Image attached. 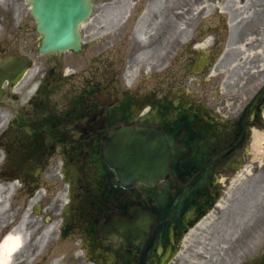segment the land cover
Segmentation results:
<instances>
[{
  "label": "flooded vegetation",
  "instance_id": "flooded-vegetation-1",
  "mask_svg": "<svg viewBox=\"0 0 264 264\" xmlns=\"http://www.w3.org/2000/svg\"><path fill=\"white\" fill-rule=\"evenodd\" d=\"M97 6L102 41L40 55L27 0L0 4V60L31 62L0 83L4 216L27 251L42 248L14 264L55 252L76 264H264V224L226 229L230 186L264 167V0H97L93 16ZM137 26L150 28L145 44ZM124 129L164 136L166 177L128 183L109 167L103 146Z\"/></svg>",
  "mask_w": 264,
  "mask_h": 264
},
{
  "label": "water",
  "instance_id": "water-1",
  "mask_svg": "<svg viewBox=\"0 0 264 264\" xmlns=\"http://www.w3.org/2000/svg\"><path fill=\"white\" fill-rule=\"evenodd\" d=\"M31 16L42 36L39 53L77 52L81 36L79 26L91 13L94 0H28ZM19 57L0 62V80L21 74ZM164 136L155 130H118L103 146L104 159L110 168L128 183L156 182L168 174L170 150Z\"/></svg>",
  "mask_w": 264,
  "mask_h": 264
},
{
  "label": "rangeland",
  "instance_id": "rangeland-1",
  "mask_svg": "<svg viewBox=\"0 0 264 264\" xmlns=\"http://www.w3.org/2000/svg\"><path fill=\"white\" fill-rule=\"evenodd\" d=\"M150 1V0H146ZM99 11H98V9ZM98 11V13H97ZM105 12L103 9L100 8V6L96 7V13L93 16L91 24H96L98 27H95V33L88 38H83V43L86 44L89 41H96L100 42L104 38V34L106 32V28L104 25H106L105 22ZM146 24H149V21L147 20ZM85 27L84 25L82 27L83 31L82 34L84 36L85 34ZM138 27V26H137ZM139 28V27H138ZM135 29L134 38L137 43L145 44L146 36L149 35V29L147 28L145 31L141 30L140 28ZM147 31V32H146ZM160 56V53L158 54V57ZM144 60V58H142ZM261 170V173L254 179L245 177V178H238L237 181L232 184L230 187L232 188V217L229 221V225L226 226V229H231V234L233 235H239L242 232L245 233L248 222L252 218L253 220H259V222L264 224V167ZM9 197L6 191L0 190V240L2 239L3 235L9 230L10 223L9 219L4 216L7 210V201ZM264 233V232H263ZM49 239V238H46ZM41 242V241H39ZM39 242H36L31 248H29V251H27V248H24L23 252L18 254L17 258H19L21 255L30 252L35 257H41L42 255V248L39 245ZM211 247V255L214 256V251L217 246V240L215 238H211L209 240V244ZM234 254H239V252H236ZM215 262H212L211 264H215ZM39 264H76V260L73 258H70L69 256H60L58 253H53L51 255H47L46 261L40 262Z\"/></svg>",
  "mask_w": 264,
  "mask_h": 264
},
{
  "label": "bare ground",
  "instance_id": "bare-ground-1",
  "mask_svg": "<svg viewBox=\"0 0 264 264\" xmlns=\"http://www.w3.org/2000/svg\"><path fill=\"white\" fill-rule=\"evenodd\" d=\"M1 203V201H0ZM24 248V238L16 231L10 232L0 242V264H12L14 257Z\"/></svg>",
  "mask_w": 264,
  "mask_h": 264
}]
</instances>
